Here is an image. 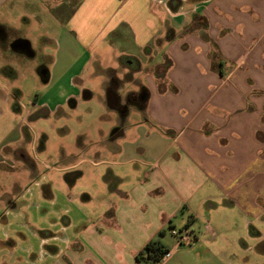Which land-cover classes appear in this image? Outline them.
Listing matches in <instances>:
<instances>
[{"label": "crops", "instance_id": "obj_1", "mask_svg": "<svg viewBox=\"0 0 264 264\" xmlns=\"http://www.w3.org/2000/svg\"><path fill=\"white\" fill-rule=\"evenodd\" d=\"M1 10L24 26L49 15L59 27L54 41L66 58L61 71L55 68L60 84L52 111L99 80L107 100L111 92L122 105L132 101L123 110L106 101L117 121L102 159L91 163L108 172L96 178L102 185L94 194L82 197L98 202L95 217L83 223L64 212L68 226L59 233L65 234L44 232L53 241H43L49 254L41 264H140L137 254L157 238L174 250L163 264L253 263L248 249L263 237L254 221L264 224V0H0ZM3 18L6 56L36 57L29 37ZM19 39L30 52L13 49ZM122 46L119 71L109 57ZM48 75L52 82L54 73ZM38 108L22 107L27 118ZM14 148V159L35 165L27 148L20 159L23 147ZM85 161L63 169L72 187ZM37 179L35 186L53 199ZM11 201L1 200L2 209L15 208ZM183 227L195 232V243L175 249L171 230Z\"/></svg>", "mask_w": 264, "mask_h": 264}, {"label": "rangeland", "instance_id": "obj_2", "mask_svg": "<svg viewBox=\"0 0 264 264\" xmlns=\"http://www.w3.org/2000/svg\"><path fill=\"white\" fill-rule=\"evenodd\" d=\"M43 8L46 11L50 9L46 5ZM34 9L40 14L43 12L42 8L40 11ZM0 17L6 19L5 24L29 37L37 53L32 59L23 58L21 61L22 57L15 54L10 60L6 56L10 51H5L6 45L0 39V204L1 200L7 202L13 198L14 202H11L16 205L13 209L8 208L7 203L3 209V205H0V260L7 257L10 259L9 264H28L26 261L29 258L38 260L41 264L45 253L49 254L43 241H53V237L45 236L44 232H57V236H63L65 233H59V230L68 226L63 219L64 212L72 210L70 216H75L83 223L95 217L98 202H83L82 197L84 194H94L95 187L102 185L100 178H96L102 175L104 177L108 172L107 165L95 166L91 161L98 162L102 159L99 157L102 146H106L112 124L117 120L114 119V112L107 109L108 90L100 80L81 89L80 97L65 102L63 100L60 107L52 111L50 105L54 106L57 101L54 95L60 84L57 81L59 72L55 68L61 71L66 58L54 41L59 27H56L49 15L46 20L40 16V19H32L30 26H24L21 18L7 14L4 10L0 11ZM9 35L12 36V32ZM125 47L132 49L129 43ZM123 49V46L118 47L116 54H113L116 57H109L110 65L117 69V58ZM70 59L73 60V57ZM82 59L84 58L79 55V60L83 61ZM7 61L11 65L7 67L9 71L4 67ZM49 71L54 73L52 82H49ZM64 90L68 91V88L65 86ZM33 102L40 108L27 118L22 107H28ZM44 102L49 104L48 107H41ZM16 145L23 147L22 150H15L16 157L20 159L19 155L25 153L27 148L32 163L35 162L34 166L25 165V162L12 157V150ZM95 151L99 153L96 154ZM84 159L87 161L79 168L83 176L72 187L65 180L66 173L63 169ZM51 168L60 170L54 171ZM112 169L117 171L121 168ZM36 179L52 190L53 199L46 198L40 192L42 188L35 186ZM78 195H81V200ZM66 216L69 218V214ZM72 220L75 221L73 218ZM253 226L254 231H261L263 237L259 241V247L257 238H254L251 244L253 250L248 249V256L254 261L251 264H260L259 261L264 257L260 254L264 250V224L254 221ZM253 234L256 236L259 233Z\"/></svg>", "mask_w": 264, "mask_h": 264}, {"label": "trees", "instance_id": "obj_3", "mask_svg": "<svg viewBox=\"0 0 264 264\" xmlns=\"http://www.w3.org/2000/svg\"><path fill=\"white\" fill-rule=\"evenodd\" d=\"M167 251L168 250L165 249L161 240L157 238L150 241L145 248L137 254L136 259L140 264H159Z\"/></svg>", "mask_w": 264, "mask_h": 264}, {"label": "built area", "instance_id": "obj_4", "mask_svg": "<svg viewBox=\"0 0 264 264\" xmlns=\"http://www.w3.org/2000/svg\"><path fill=\"white\" fill-rule=\"evenodd\" d=\"M49 168V166H47ZM171 235L176 239L175 249L179 248H191L196 240V234L189 227H183L180 229L174 228L171 230ZM174 250H168L162 257L159 264H163L172 258Z\"/></svg>", "mask_w": 264, "mask_h": 264}, {"label": "flooded vegetation", "instance_id": "obj_5", "mask_svg": "<svg viewBox=\"0 0 264 264\" xmlns=\"http://www.w3.org/2000/svg\"><path fill=\"white\" fill-rule=\"evenodd\" d=\"M7 38H8V34L5 31H1L0 30V39L2 40V42L7 43V41H8ZM12 47L16 51H20L22 53H28V52H30L29 46H28V42L23 41L21 39H19L17 41H14V43H12ZM109 90L110 91H115V88H112V89H109ZM130 102H132L130 99H127L125 105H122V104H120V103L117 102L116 104L114 103L116 105L114 107L118 108L119 110H123L124 107H127ZM114 104H112V105H114ZM118 132L119 131H117V133Z\"/></svg>", "mask_w": 264, "mask_h": 264}, {"label": "water", "instance_id": "obj_6", "mask_svg": "<svg viewBox=\"0 0 264 264\" xmlns=\"http://www.w3.org/2000/svg\"><path fill=\"white\" fill-rule=\"evenodd\" d=\"M116 101H117L116 95L109 92L108 93V104H109V106L114 107V106H112V104H114V103L116 104Z\"/></svg>", "mask_w": 264, "mask_h": 264}]
</instances>
